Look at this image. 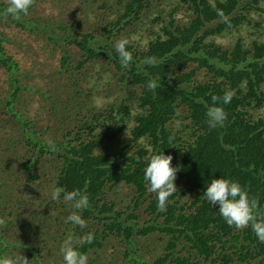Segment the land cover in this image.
I'll list each match as a JSON object with an SVG mask.
<instances>
[{
    "label": "trees",
    "instance_id": "trees-1",
    "mask_svg": "<svg viewBox=\"0 0 264 264\" xmlns=\"http://www.w3.org/2000/svg\"><path fill=\"white\" fill-rule=\"evenodd\" d=\"M182 1L191 10L187 22L179 24L171 18L168 25L161 28L162 34L150 39L143 50L127 45L132 54V62L127 68L121 66L114 46H111L110 55H105L88 45V40L95 41L93 33L83 34L75 42L77 50L85 56L76 61L77 66L103 56L113 63L115 74H120L118 85L124 83L138 91V96L129 95L134 97L137 110L131 116L132 123L125 136L127 140L110 149L118 133L126 127L123 117L114 119L112 108L108 113L106 110L93 111L85 118L82 111H78L80 115L75 113L78 117L75 122L84 118L82 123L72 127L73 134L71 128L68 129L70 131L64 133L65 142H59L54 149L48 146V141L53 142V139L38 138L24 129V144L36 148L38 155L34 159L23 157L19 167L25 177L21 180L25 184L37 181L38 177L29 172L45 158L42 155L57 156L54 187L86 191L89 207L79 214L97 225L102 224L92 231H88L87 226L71 228L79 241L74 246L86 255L90 250L101 247L104 239L115 235L126 243L123 249L125 259L145 263L133 252L129 239L138 221L132 224L136 219L134 215L118 212L115 202L108 197L110 191L124 184L136 193V202L140 198L148 202L146 209L151 225L135 231V234L145 237L151 230L162 233L157 238L161 252L151 264H233L236 255H239L236 258L238 263L254 258L264 263V243L256 240L250 228L235 231L220 217L217 207L210 206L203 198L206 184L220 175L246 187L249 195L257 200L258 207L264 209V117L256 112L257 117L254 118L247 110L250 101H255L256 108L264 101V91L260 90V84L264 83V40L252 41L247 47L238 40L228 49H220L214 43L207 44L204 40L208 35L247 23L250 4L243 3L244 0ZM253 2L258 4V0ZM149 4L150 0H126L122 14L109 24H118L128 14L137 18L139 11ZM17 24L30 32L47 34L46 40L56 41L57 36H53L54 32L48 29L45 20L38 22L21 17ZM70 27L74 29L73 25ZM68 37L67 43L74 44L73 32ZM60 46L65 53V48L62 44ZM67 60L65 55L60 58L59 70L64 72L58 83L72 76L70 72L74 68ZM142 62L144 64L140 65ZM0 65L8 75L10 91L12 88L10 94H16L20 88L16 76L18 64L5 52L2 37ZM201 67L212 75L196 81L195 75ZM150 80H159L158 87L147 89L146 84ZM226 90L233 92L231 102L223 105L227 118L223 126L210 129L206 123V106L212 103V95L219 97ZM120 110L121 107L116 108V111ZM120 112L130 115L125 108ZM65 117L60 118L61 125L71 126L73 120ZM177 118L181 123L188 121L189 124L174 128ZM104 121L109 123L106 125ZM52 125L56 130L61 128L54 123L46 126L51 129ZM187 129L189 133L185 132ZM159 149L171 154L172 165H179L180 169L174 180L176 191L168 198L163 211L156 207L155 193L147 191L143 179L145 158ZM0 193L10 200L14 192L2 184ZM84 232L93 236L91 243L86 241Z\"/></svg>",
    "mask_w": 264,
    "mask_h": 264
},
{
    "label": "rangeland",
    "instance_id": "rangeland-1",
    "mask_svg": "<svg viewBox=\"0 0 264 264\" xmlns=\"http://www.w3.org/2000/svg\"><path fill=\"white\" fill-rule=\"evenodd\" d=\"M125 1L33 0L28 15L22 18L38 22L47 21L46 26L54 32L53 36H57L53 42L46 40L47 34L43 36L40 32L33 33L20 27L16 20L3 12V6H7L8 0H0V37L3 38L5 52L18 64L16 76L20 85L16 94H10L12 88L10 91L8 75L0 65V189L3 184L4 188L14 192L10 200L9 197L0 196V264H13V261L21 257L24 259L20 264H63L60 247L64 239L71 235L74 244L79 243L78 236L71 231L76 225L65 223V218L72 212L70 205L59 198H50L58 165L57 156L42 155L45 158L38 161L29 172L38 177L37 181L25 184L21 180L25 177L19 167L23 157L34 159L38 155L36 148L24 144V129L38 138L53 139L56 146L61 141L65 142L64 133L68 129L71 128L73 134L72 127L81 124L93 111L107 112L112 108L114 119L123 117L126 127L123 132L118 133L110 149L113 150L114 146L127 140L125 136L132 123L131 116L137 110L134 97L129 95L138 96V91L132 90L130 85L124 83L118 85L117 78L120 74H115L113 63L103 56L77 66L76 61L85 56L82 51L77 50L75 42L81 39L83 34L93 33L95 41L88 40V45L94 50H101L105 55H110L111 46L120 38H126L128 46L132 49L143 50L150 39L162 34L161 28L167 26L171 18L176 23L185 24L191 14V10L182 0H150V4L139 11L137 18L128 14L118 24H109L114 23L122 14ZM243 3L250 4V7H247V23L230 30L225 28L219 34L208 35L205 43H214L220 46V49H228L238 40L244 47L249 46L252 41L264 40V0H258L257 5L253 0H244ZM70 25H73V30ZM72 32L71 38L75 41L74 44H68V35ZM60 44L65 48V53L62 52ZM63 55L68 57L67 63L74 70L69 69L72 76L58 83L64 72L59 70L60 58ZM191 67L192 65L189 66ZM211 75L205 67H201L195 75L196 81L205 80ZM75 82L77 84H74ZM260 85V90L264 91V83ZM118 107H121V110L125 108L130 115L122 114L121 110L116 111ZM247 110L254 118L257 117L256 112L263 118L264 101L259 108H256L255 101H250ZM78 111L83 112L84 118L75 122L78 119L75 113L80 115ZM13 113H16V116ZM65 116L73 120L70 122L71 126L61 125L60 118L65 119ZM179 118L175 119L174 128L180 129L182 125L189 124L188 121L181 123ZM51 123L60 126V130H56L54 125L51 129L46 126ZM104 123L107 125L109 122ZM185 132L189 133V129ZM81 136L84 138L83 134ZM108 194L109 199L115 202L118 212L133 214L136 219H133L132 224L138 221L129 239L133 252L141 256L145 263L129 262L132 259H125L123 249L126 243L111 235L103 240L101 247L89 251L88 264H151L161 252L157 238L162 236V233L151 230L145 237L135 234V231L151 225L146 209L148 202L143 198L136 202V193L124 184H119ZM29 196L31 202L22 206L19 200H25ZM63 202L64 205H60ZM89 216L91 218V214ZM82 219L84 223L80 226H87L88 231L102 226L101 223L97 225L95 221L83 217ZM234 230L241 231L235 228ZM84 233L88 236L87 232ZM238 256H235L233 264H264L256 258L238 263Z\"/></svg>",
    "mask_w": 264,
    "mask_h": 264
},
{
    "label": "clouds",
    "instance_id": "clouds-1",
    "mask_svg": "<svg viewBox=\"0 0 264 264\" xmlns=\"http://www.w3.org/2000/svg\"><path fill=\"white\" fill-rule=\"evenodd\" d=\"M33 4V0H8L4 8V14L10 16L13 20L19 21L22 16L28 15V11ZM128 40L120 38L114 44V50L122 67L127 68L132 62V54L127 50ZM151 63V61H148ZM159 81V80H158ZM158 81H148L147 89L152 90L158 87ZM233 92L226 90L221 96L212 95L210 105L206 106L205 116L207 126L217 128L223 126L227 113L223 105L231 102ZM179 124V122H177ZM48 146L54 149L52 141H48ZM171 154H165L161 149L155 153H150L145 158L143 168V179L147 185V191L155 193L156 207L163 211L169 202L168 198L176 191L174 180L177 172L180 170L179 165H172ZM30 194V190L28 191ZM65 202L70 203L72 211L66 218L65 223L73 225H83L84 221L79 214L89 207V198L86 191L78 188L65 190L62 187H53L50 198L56 200L61 197ZM203 198L210 206H216L220 217L224 222L235 229L239 230L245 227L250 228L259 243H264V209L258 207L257 200L250 196L246 187L238 181L227 177L216 176L209 180L203 190ZM30 196L19 200L22 206L26 202H31ZM93 236L89 234L86 238L91 243ZM60 252L63 264H88V257L81 252L78 247L74 246L72 236H67L61 244ZM24 258L21 257L13 264H20Z\"/></svg>",
    "mask_w": 264,
    "mask_h": 264
},
{
    "label": "flooded vegetation",
    "instance_id": "flooded-vegetation-1",
    "mask_svg": "<svg viewBox=\"0 0 264 264\" xmlns=\"http://www.w3.org/2000/svg\"><path fill=\"white\" fill-rule=\"evenodd\" d=\"M0 226H1V223H0Z\"/></svg>",
    "mask_w": 264,
    "mask_h": 264
}]
</instances>
